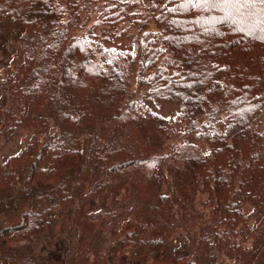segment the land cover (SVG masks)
Masks as SVG:
<instances>
[{"label":"trees","instance_id":"1","mask_svg":"<svg viewBox=\"0 0 264 264\" xmlns=\"http://www.w3.org/2000/svg\"><path fill=\"white\" fill-rule=\"evenodd\" d=\"M92 2L95 27L127 22L137 29L131 50L74 33ZM182 5L0 0V27L9 20L25 29L22 60L0 72V133L32 130L0 165V264H112L128 247L131 264H264V2ZM129 58L156 70L147 78L151 94L180 103V122L205 150L174 144L164 119L130 98ZM125 195L143 219H124L126 233L105 253L98 229L125 211ZM56 217L69 236L64 258L23 244ZM75 228L77 240L70 238ZM171 231L186 237L189 253L165 250Z\"/></svg>","mask_w":264,"mask_h":264},{"label":"rangeland","instance_id":"2","mask_svg":"<svg viewBox=\"0 0 264 264\" xmlns=\"http://www.w3.org/2000/svg\"><path fill=\"white\" fill-rule=\"evenodd\" d=\"M81 4L85 0H80ZM89 8L86 12H81L79 22L77 25H72L74 33L77 35H85L86 37L96 34L99 36V40L107 47H114L120 50H131L133 48L132 34L136 33L137 29L130 27L127 28L128 23L122 22L117 26H110L106 24H101L95 27L97 21H99V14L95 7V3H89ZM154 28V25L152 26ZM24 27L21 24L13 23L9 20H4L2 26L0 27V72L5 73L7 70L14 67L15 62L22 60L21 39L24 34ZM124 72L127 82L128 92L132 100L138 101L142 105V110L147 111V113L160 115L170 132L174 144L178 142H188L195 143L200 148L206 149V144L199 140L195 132H189L186 123L180 122V112L181 105L178 101L172 99H160L154 97L149 89L148 77L152 75L156 70L153 69H143L140 64V60L131 58L126 59L124 62ZM1 95V94H0ZM39 115L49 124V131L54 132L56 129V124L52 120L50 114L47 112H40ZM259 128L264 133V109L260 116ZM32 130L29 128H24L22 133L15 134L17 137L20 135L18 144L12 142L13 138L8 141L0 140L5 144L1 145L0 149H4L8 153L6 155L8 158L16 154L17 149L24 146L30 139ZM167 137L165 141L170 140ZM7 142V144H6ZM165 145V144H164ZM20 146V147H18ZM3 150H0V154ZM264 151V146H263ZM4 152V151H3ZM1 160V159H0ZM90 184H87V189L90 188ZM121 208L125 211L118 216L108 217L103 226L98 229L99 236L101 239V247L103 252H108L110 247L114 244L117 236H122V221L124 219H131L137 223H140L143 219V214L139 213L135 207L132 206L131 200L128 195H125L124 200L121 203ZM51 213H56L55 211ZM139 231L143 232L146 236L148 233L145 231L144 227H140ZM79 229L75 228L70 235L71 239H78ZM69 236L66 233L64 225L61 223L60 218L56 217L51 228L46 230L44 233L33 236L32 240L24 241L25 246H32L35 248L36 252L40 255H44L50 259L64 258L66 256L67 242ZM81 247V244H77ZM164 247L165 250L170 255L175 254H186L190 251V244L186 237L180 232L171 231L164 237ZM132 251L131 247L126 248L123 251H118L114 256L112 264H131L130 253ZM202 253L208 251V247L203 248ZM76 249L70 250V254L73 255ZM92 262H94V255L92 251H88ZM188 256L186 263L194 262V257ZM60 264H65L61 262ZM148 264L152 263V258L149 260ZM223 264V262H222ZM224 264H233V261L225 258Z\"/></svg>","mask_w":264,"mask_h":264},{"label":"crops","instance_id":"3","mask_svg":"<svg viewBox=\"0 0 264 264\" xmlns=\"http://www.w3.org/2000/svg\"><path fill=\"white\" fill-rule=\"evenodd\" d=\"M1 96V95H0ZM22 130L23 129H19V130H10V131H7V132H4V133H0V140L4 141H8L9 139L11 140L13 138V141L14 143L18 144V140L20 139V135L17 137L15 134H20L22 133ZM19 138V139H18ZM1 142V141H0ZM7 144V142H6ZM1 145L2 146H5L4 143L1 142ZM20 147V146H18ZM24 146H22L21 148L17 149L16 151V154L13 155L12 157L8 158V156L6 155V153H8L7 151H5L7 149V147L5 146V150L4 149H0V150H3L2 153L0 154V165H5L7 164L13 157H15L23 148Z\"/></svg>","mask_w":264,"mask_h":264},{"label":"snow or ice","instance_id":"4","mask_svg":"<svg viewBox=\"0 0 264 264\" xmlns=\"http://www.w3.org/2000/svg\"><path fill=\"white\" fill-rule=\"evenodd\" d=\"M241 0H185V5H192L194 7H201V6H211V7H217L219 5L224 6H235L239 4ZM246 2H252L254 3L255 0H246ZM264 2V0H262Z\"/></svg>","mask_w":264,"mask_h":264}]
</instances>
